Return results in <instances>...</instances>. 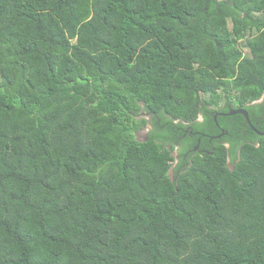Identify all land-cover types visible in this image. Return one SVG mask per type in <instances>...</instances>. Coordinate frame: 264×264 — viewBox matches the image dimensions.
I'll use <instances>...</instances> for the list:
<instances>
[{"label": "trees", "instance_id": "obj_1", "mask_svg": "<svg viewBox=\"0 0 264 264\" xmlns=\"http://www.w3.org/2000/svg\"><path fill=\"white\" fill-rule=\"evenodd\" d=\"M263 96L264 0H0V264H264V136L173 154Z\"/></svg>", "mask_w": 264, "mask_h": 264}, {"label": "flooded vegetation", "instance_id": "obj_2", "mask_svg": "<svg viewBox=\"0 0 264 264\" xmlns=\"http://www.w3.org/2000/svg\"><path fill=\"white\" fill-rule=\"evenodd\" d=\"M263 103H264V96L260 100L251 103V105L255 106ZM239 110H245V109L242 108V106L233 105L228 103L227 101H223L217 107H209L208 109L207 108L202 109V112L198 114V117L195 120V122L198 124L197 126L199 127L198 131H194L193 128L190 126V124L183 123V126H185V128L183 127L179 128L181 134L180 136H178V138H176V140L174 139L173 141L174 143L173 154L176 157V164L174 167L180 164L181 152H183L184 150H188L187 153L183 154L184 159H188L189 155L191 156L190 159H193V157L196 154H200L201 156H204L206 154H212L218 145H225L228 149H231V142H230L231 138L234 140L238 138H240L241 140H245L247 136L246 132H243L241 128V124L239 125V120L234 119L239 115L242 116V114L236 113ZM259 110L260 108L256 109L255 107L254 109H252V114L255 117V119L258 120V123L263 125L264 115L261 116ZM207 116L212 117L213 124L209 125L208 128H204V125L208 120V118H206ZM174 123L179 124L180 122L175 121ZM151 128L152 126L149 125L147 127L148 131ZM258 133H264V132H258ZM258 135L260 137L263 136L260 134ZM248 138L252 139L251 137ZM256 143L259 144L260 141L257 140ZM228 157H229L228 164L232 167L233 166L232 159L229 155ZM187 164L190 166L191 162L190 163L187 162ZM174 167L172 169V174L174 173L173 172Z\"/></svg>", "mask_w": 264, "mask_h": 264}, {"label": "water", "instance_id": "obj_3", "mask_svg": "<svg viewBox=\"0 0 264 264\" xmlns=\"http://www.w3.org/2000/svg\"><path fill=\"white\" fill-rule=\"evenodd\" d=\"M236 113L242 114L246 118V120H247L248 124L250 125V127L252 128V130L258 133V131L253 127V125L249 119L248 112L246 110H239ZM258 134L264 136V133H258Z\"/></svg>", "mask_w": 264, "mask_h": 264}, {"label": "rangeland", "instance_id": "obj_4", "mask_svg": "<svg viewBox=\"0 0 264 264\" xmlns=\"http://www.w3.org/2000/svg\"><path fill=\"white\" fill-rule=\"evenodd\" d=\"M143 134H146V130L142 131L141 137H143ZM139 140H141V139H139Z\"/></svg>", "mask_w": 264, "mask_h": 264}]
</instances>
